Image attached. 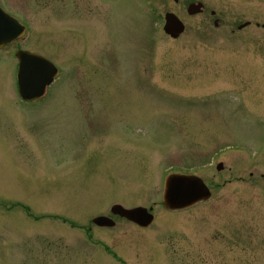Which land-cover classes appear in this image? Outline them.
<instances>
[{
    "label": "rangeland",
    "instance_id": "obj_1",
    "mask_svg": "<svg viewBox=\"0 0 264 264\" xmlns=\"http://www.w3.org/2000/svg\"><path fill=\"white\" fill-rule=\"evenodd\" d=\"M9 3L30 31L0 51V264H264V0ZM17 47L61 69L32 105ZM185 171L211 196L169 210Z\"/></svg>",
    "mask_w": 264,
    "mask_h": 264
},
{
    "label": "water",
    "instance_id": "obj_2",
    "mask_svg": "<svg viewBox=\"0 0 264 264\" xmlns=\"http://www.w3.org/2000/svg\"><path fill=\"white\" fill-rule=\"evenodd\" d=\"M165 16V31L173 37H178L184 31L185 25L173 13H167ZM13 25L10 19L0 15V47L14 38L15 32H11ZM18 56L22 60L19 71L21 96L29 100L42 96L46 87L54 81V76L58 71L57 67L41 55L22 51L19 52ZM164 193V204L172 210L194 205L211 195L209 188L201 178L186 174L169 175L166 179ZM112 206L114 214L125 217L139 226L147 227L154 221V214H151L146 207L126 208L120 204ZM93 221L100 226L111 227L115 225V221L108 216H98Z\"/></svg>",
    "mask_w": 264,
    "mask_h": 264
},
{
    "label": "flooded vegetation",
    "instance_id": "obj_3",
    "mask_svg": "<svg viewBox=\"0 0 264 264\" xmlns=\"http://www.w3.org/2000/svg\"><path fill=\"white\" fill-rule=\"evenodd\" d=\"M178 1H179V0H178ZM10 5H11V4L9 3V0H0V6L6 11V13H9V14L12 15L13 17H15V18L19 21V23L25 25V26L27 27V32H26L23 36H21L20 38H18V39H16V40L12 41L11 43H8L6 46H4L3 48H1L0 51L3 50V49H5V48L8 47L9 45H11V44L17 42V41H21L22 39L24 40L25 38H27L28 31L30 30V29H29V26H28V24H27V22H26V20H25V16H24L23 13H22V11H23L24 8L20 7L18 10H17V9H16V10H13V9L11 8ZM19 49H25V48L17 47V48L15 49V54H16V52H17ZM16 57H17V56H16ZM17 62L19 63L18 59H17ZM18 63H17V64H18Z\"/></svg>",
    "mask_w": 264,
    "mask_h": 264
}]
</instances>
